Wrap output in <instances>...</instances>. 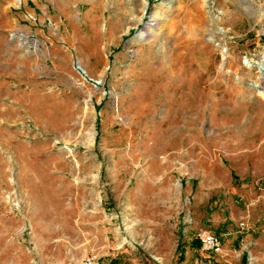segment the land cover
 Instances as JSON below:
<instances>
[{
    "label": "rangeland",
    "instance_id": "1",
    "mask_svg": "<svg viewBox=\"0 0 264 264\" xmlns=\"http://www.w3.org/2000/svg\"><path fill=\"white\" fill-rule=\"evenodd\" d=\"M87 258L264 264V0H0V264Z\"/></svg>",
    "mask_w": 264,
    "mask_h": 264
},
{
    "label": "built area",
    "instance_id": "2",
    "mask_svg": "<svg viewBox=\"0 0 264 264\" xmlns=\"http://www.w3.org/2000/svg\"><path fill=\"white\" fill-rule=\"evenodd\" d=\"M11 39L14 41H18L23 47L28 48L29 51H35L38 48V45L36 44V38L33 34L26 33L24 31H17V32H12L11 33ZM74 68L75 70L83 76L87 81L92 83L95 88H101L104 86L103 80L102 79H95L89 76L87 69L81 64L80 61H76L74 63ZM107 93L105 92V95ZM198 240L201 243V247L208 252L211 253H219L221 251V242L219 238L208 231H204L200 233ZM84 264H99L94 259L87 258L85 260Z\"/></svg>",
    "mask_w": 264,
    "mask_h": 264
},
{
    "label": "bare ground",
    "instance_id": "3",
    "mask_svg": "<svg viewBox=\"0 0 264 264\" xmlns=\"http://www.w3.org/2000/svg\"><path fill=\"white\" fill-rule=\"evenodd\" d=\"M144 5H145V7H146L145 2H144ZM148 33H149V32H148L147 30H144V31H142L140 34H138V37H139V38H140V37H144V36H146Z\"/></svg>",
    "mask_w": 264,
    "mask_h": 264
},
{
    "label": "trees",
    "instance_id": "4",
    "mask_svg": "<svg viewBox=\"0 0 264 264\" xmlns=\"http://www.w3.org/2000/svg\"><path fill=\"white\" fill-rule=\"evenodd\" d=\"M194 242L196 243L197 246H199V247L201 246V243H200L199 240H196V241H194Z\"/></svg>",
    "mask_w": 264,
    "mask_h": 264
}]
</instances>
